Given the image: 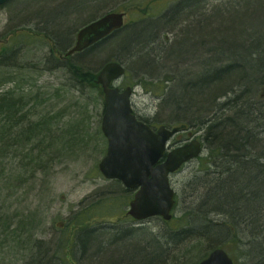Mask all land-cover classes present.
<instances>
[{
    "label": "rangeland",
    "instance_id": "374dc122",
    "mask_svg": "<svg viewBox=\"0 0 264 264\" xmlns=\"http://www.w3.org/2000/svg\"><path fill=\"white\" fill-rule=\"evenodd\" d=\"M255 1L260 0H12L0 7V95L8 92L13 99L27 105L25 116L30 115L29 109L33 108V116L26 123L27 129L49 120L52 132L43 143V138H32L24 148L15 144L22 139V134L13 137L21 131L19 129L9 133L8 138L11 139L0 142V224L8 220V230H0V264H33L37 253L40 252L41 256L46 251L52 264H70L72 260L75 264H99V259L96 261L97 257L92 259L91 256L98 248L97 241L93 247L91 243L86 247L87 259H79L82 251L76 247L72 250L73 256L69 253L71 259L64 257L61 261H53L54 254L62 245L61 240L69 244V238L75 235V225L67 226L68 220L79 210L90 209L89 204L97 200L98 195H103L102 200L105 201L109 194L115 193L113 201L106 202L101 209L92 210L99 215H95L96 219H92L89 225L90 229L98 230L96 236L106 237V243L101 246H105V253L115 247L110 248L108 235L102 236L100 232L113 234V226L136 230L145 228L154 233L177 230L188 225L187 211L196 208L198 201L192 196L196 188L188 185L190 177H199L197 160H193L170 177L176 201L170 223L151 219L134 224L125 217L131 192L122 195L120 190L123 188L104 180L97 169L107 148L100 129L103 96L97 87L73 86L67 71L58 67L52 58V54L57 59L59 55L54 52V42L50 39L56 37L62 46L69 43L66 47H71L77 31L84 24L109 10L125 12V27L88 57L84 56L85 66L96 77L106 61L116 59L126 70L122 86L133 88L131 102L134 113L157 127H174L179 123L170 120L168 107L161 105L166 87L172 88L177 79L180 98L185 103L196 104L197 90L204 96L205 90L215 86V78L238 79L239 73L235 68L218 69L229 64L230 60L242 62V74L250 77V97L253 98L254 94L258 106L264 107V100L259 98L261 84H253L251 75L254 79L257 76H253L252 64L246 59L251 47L264 48V0L262 9L260 5L255 10L250 7L249 12L243 8L244 4ZM63 9L77 14L61 17ZM257 10L261 13L252 15ZM31 17L40 19L42 23L34 19L29 21ZM156 22L159 26L152 28L151 24ZM16 29L25 31L10 36ZM249 37L254 38L252 46L244 42ZM149 39L145 46L134 44L129 49L134 41ZM126 45L130 46L125 48ZM75 58L76 55L64 62L69 63ZM170 78L174 80L166 84ZM187 83L193 87L185 88ZM62 135L69 139L65 144L70 147L67 151L61 148L63 140H52ZM186 135L180 137L181 143L174 138L170 147L186 143ZM43 147L46 152L41 153L39 161L34 160L37 149ZM75 152L76 155L71 156ZM227 198L232 206L231 196ZM221 201L225 203V200ZM20 215L30 216L34 222L31 229H25V233L19 229L22 236L16 232ZM218 217L214 216L217 221ZM224 219L221 216L220 220ZM244 234L246 237H241V241L248 237V233ZM179 242L171 254L175 258H171L170 264L196 263L211 250L202 239L186 244ZM236 243V239L221 242L229 256L237 264H242L244 260ZM242 249L244 253L246 249ZM124 250L120 249V253L123 254ZM127 254L128 257L132 255V248ZM124 260H127L126 256L116 254L107 264H118ZM106 261L105 257L100 264Z\"/></svg>",
    "mask_w": 264,
    "mask_h": 264
},
{
    "label": "bare ground",
    "instance_id": "6f19581e",
    "mask_svg": "<svg viewBox=\"0 0 264 264\" xmlns=\"http://www.w3.org/2000/svg\"><path fill=\"white\" fill-rule=\"evenodd\" d=\"M246 4L248 5L249 3ZM246 4L243 5V8ZM57 7L58 6H54V8ZM63 10H65L64 14H67L66 17L69 16L70 14H75V13L77 14L76 11H72L68 9H63ZM108 15L122 16L123 23L121 28L117 30L116 29L113 30L108 36L95 42L94 44L85 48L84 50L67 56V53L75 46L76 37L77 34L80 32V30H82L89 24L100 21L101 19L105 18ZM125 15H126L125 12H116L115 10H109L100 17L95 18L92 21L84 24L77 31L73 45L68 48L66 46L69 43L66 46H62L61 44H57L56 37L50 39L47 36L46 38L50 39L52 43L54 42V46L52 47L54 49V52L59 55V58L57 59L55 55L52 54V58L54 59L56 65L58 63V67L60 68H62L60 65L67 66L70 62L65 63L64 62L65 59L75 55L77 56L87 51L88 49L94 47L98 48V46L104 43L106 40L119 34L121 30L125 27V23H124ZM205 17L207 16H204V18ZM157 23L159 22L151 24L152 28H156L157 26H159ZM151 25H149V27H151ZM17 30L18 29L12 32H16ZM153 34L154 33L152 32V35ZM244 42L245 44L252 46V44L254 43V38L249 37L248 39H245ZM254 51L258 55L256 57H260L261 59H263L262 63L261 61L259 62L261 63V65L258 68L260 69V74H261L260 77L261 76L264 77V48H262L261 46H253L251 47L250 50L247 51V55ZM12 53L13 50L12 52H10V54ZM79 61L80 60H75L73 63ZM81 62L84 66L85 63H87L86 60L83 59L81 60ZM110 63H116L120 65L124 73L122 74V76L111 81L109 85V89H116L120 93L124 92L126 89L130 90L129 105L132 111V115L136 118L137 121L142 122L143 124L148 126V128L153 132H155L160 127H164L165 129L168 130L179 129L183 127V129H180L179 131L174 133L173 136L169 139V141L166 144L165 154L170 153L176 148L189 145L193 141L198 142L200 145L198 154L194 158L181 164V166L178 169L168 174L169 187L173 191V195H174L173 196L174 205L170 211L169 220H164L160 216H153L143 220H137L129 215L128 207L125 217L131 219L132 223L134 224H141L151 219H157V220H161L164 223H170L172 221L173 211L176 205L175 192L170 185V177L174 175L182 166L193 160H197L199 166L198 168L200 170L198 172L199 177L193 175L194 177H190L188 182V185H190L192 189H194V187L196 188L194 189L195 192L192 196L196 197L198 201L196 208H194L190 212L189 210L187 211L188 213L187 226L177 230L160 231L157 233H154L145 228H141V229L139 228L140 230L139 229L136 230L126 227L113 226V228L111 229V231H113V234L110 231H105L107 234L108 233L112 234L114 236V241L116 242L115 248L109 251L108 256L111 257L112 259V257L115 256V254H118L120 252V249L128 248L130 250L132 247H134V250H136V248L139 249L148 246V247H152L153 249H156V252L158 254L157 255L158 258L155 264H170L169 261H171V258L173 259L175 258L172 257L171 254H174L175 246L177 244H180L179 241H181V243L186 244L189 241H193V240L199 241L200 239H202L206 243H208L207 245L209 247V250L211 249L210 252L206 256H204V258L201 259L200 261H197L196 263L188 262L187 264H200L202 261L206 260L210 256V254L215 250L223 251L227 255V257L232 261L233 264H237L235 260H233V258H231L229 254L222 248L223 245L221 244L222 240L227 239V241H229L236 239L238 241V243L236 244L239 246V251H241L242 258L244 260L242 264H264V261L260 258L261 256L256 255V250H259L258 247L264 250V237L262 236L263 234L262 235L258 234L260 227L262 226V224H264V217H261V220L259 219L257 220V222H254V219L258 217L257 212H259L260 209L264 208V107L261 108L258 106V103L254 100L255 98L254 94H253V98L250 97L249 89L252 86L248 83V81H245L247 78L246 74L243 75L241 73L242 72L241 70L244 68L242 62L239 60L237 61L230 60L229 64H226L221 68H218L219 70L225 68L224 69L225 71L227 67L235 68L239 73L238 79L234 80L232 78H229L228 80H222V79L219 80L220 78H215V82H218V84H216L215 87L212 89H209L207 91L205 90L204 96L202 95L203 93L199 91V89L197 90L196 104H193L191 102L185 103L182 99H179L181 94V92L179 91L181 89L176 87V85L179 83L177 82V79L175 85L172 88L166 87V93H163L161 105L168 107L170 120H172L174 123H179L174 127H166L165 125H161L157 127L151 124L149 121L145 119H141L134 113L131 102L134 91L133 88L130 86H122L123 84L122 79L125 76L126 70L124 66L116 59L106 61L101 66L95 77V83L98 86L97 89H99L100 93L103 96L102 117L105 109L104 91L102 86L97 83V77L101 72V70L103 69V67ZM259 63L257 62V65ZM68 75L71 80L72 76L69 73ZM173 80L174 79L170 78V80L167 81L166 84L172 83ZM71 81L73 83V86L75 87L87 86L86 83H79L76 82L75 80H71ZM80 82H84V81H80ZM230 82L232 83V85ZM225 84H227L230 87L232 86V90ZM260 84H261V93L259 94V98L264 100V83L258 82V85ZM190 85L191 87H193L192 84ZM234 85L241 87L243 90H241V88L237 89L236 88L237 86ZM101 122H102V118H101ZM231 125L239 126L240 127L239 133H236L232 135L233 137L228 138ZM101 133L103 135L102 130ZM185 133L187 134L186 141L188 143L186 142L184 144H179L178 146L171 148L170 142L175 138L177 143H181L179 141L180 137L182 136V134ZM206 135L211 138L206 137ZM98 165H97V169H98ZM118 184L119 186L123 187L122 184L117 183V185ZM252 184H255L254 186L257 185V187L254 189V186ZM247 188H249V195L247 193ZM113 194L114 193L109 194L105 199L112 196ZM210 194H211V198L213 196H216V198L219 200H222L223 198H227L230 195L232 202H234L235 200V203H232V206L230 205V209H226L227 207L224 208L223 205H221V203H218L214 208H211L213 207L211 205H210L211 207H207L208 206L207 205L206 206L208 208L207 210L205 209V205L210 201L209 199H211V198L207 199V197H210ZM254 194H257V196L263 194V196H261L260 199L257 200L254 197ZM98 196L99 198L97 200L89 204L90 207H94L95 205H98L99 206L98 208L101 209V207L103 206L102 204L103 195L102 196L98 195ZM234 210L237 211V214L236 213L235 214L240 220L231 219L230 216L222 212V211H231L232 213H234ZM260 213L261 215H264V212L261 211ZM214 216L215 217L219 216L218 221L216 220V218H214ZM221 216H223L225 218L224 220L226 221L220 220ZM241 218L243 219L241 220ZM68 221L70 222L71 220ZM69 225L67 223V226ZM209 225L211 226L216 225V227L217 226L219 227V229L217 230L218 232L217 231L215 232L218 233V237L216 238H214V236L208 237V235L205 234L203 235L201 233L205 229L209 230L210 229ZM90 227L91 226H89L88 228L90 231L94 232L96 230V229L94 230L90 229ZM214 229L215 228H211L210 230L213 232ZM148 232H151L152 234L155 235L152 236ZM244 232L248 233V237L245 241L244 240L241 241L240 239L241 237L243 239L246 237ZM96 235L90 234V238L92 240L95 239L94 242L96 241L99 242L101 239H103L102 237ZM127 235H129L128 238L126 237ZM139 236L143 237V239ZM137 237L139 238L137 239ZM242 248L246 249L244 253ZM37 254H39V252ZM95 254L91 255L92 259H95L97 257L95 256ZM37 257H39V259L38 262H36L35 264H40L41 256L36 255L35 259ZM87 258H88L87 251L86 253L82 251V253H80L79 259L83 260ZM98 258L100 257H97L96 261L98 260ZM55 259L57 258L54 257L53 261ZM57 260L61 261L62 258ZM73 263L74 260H72L70 264Z\"/></svg>",
    "mask_w": 264,
    "mask_h": 264
},
{
    "label": "water",
    "instance_id": "95a60500",
    "mask_svg": "<svg viewBox=\"0 0 264 264\" xmlns=\"http://www.w3.org/2000/svg\"><path fill=\"white\" fill-rule=\"evenodd\" d=\"M8 1L0 0V6ZM122 23V16L108 15L89 24L77 34L75 46L67 56L105 38L113 30L121 28ZM123 73L120 65L110 63L103 67L97 77V83L104 91L101 130L107 140L106 154L98 170L104 179L117 180L124 188L135 191L129 204L130 216L137 220L153 216L169 220L174 195L169 187L168 174L194 158L200 145L193 141L165 154L167 142L183 127L172 130L160 127L153 132L137 121L129 105L130 90L120 93L116 89H109L111 81ZM200 264L233 263L223 251L215 250Z\"/></svg>",
    "mask_w": 264,
    "mask_h": 264
},
{
    "label": "trees",
    "instance_id": "16d2710c",
    "mask_svg": "<svg viewBox=\"0 0 264 264\" xmlns=\"http://www.w3.org/2000/svg\"><path fill=\"white\" fill-rule=\"evenodd\" d=\"M256 3H249L248 5L246 4L245 6H244V8L246 9V11L245 12H249V10H251L252 8H250V7H253V9L255 10V9H257V6L258 5H260V9H262V6H263V1L262 0H260V1H255ZM53 3H54V1H53ZM60 7H62V6H60ZM257 13H261V10H257L256 11V13H254L253 12V14L252 15H254V14H257ZM66 15L67 14H64V15H62L63 17H66ZM61 16V17H62ZM259 18L261 19L262 18V15L260 14L259 15ZM32 19H34V20H37L38 22H41L42 23V21L40 20V19H37V18H34V17H31V18H29L28 20L30 21V20H32ZM27 20V21H28ZM60 21V18H59V20H58V22ZM23 22H26V21H23ZM43 26V25H42ZM57 27L59 28L60 26H59V24H57ZM61 30V29H60ZM25 30H17L16 32H12L11 34H10V36L13 34V33H17V32H24ZM62 32L64 31V30H61ZM151 39V38H150ZM150 39L149 40H147V41H141V42H138V40H136V41H134L132 44H130V45H132V46H130V45H126V47L125 48H127V47H129V49H132V47L134 46V44L135 45H141V46H145V44H147L149 41H150ZM56 42H57V44H60L59 43V39H57L56 38ZM136 42V43H135ZM137 43H139V44H137ZM135 47H138V46H135ZM96 48L97 47H94V48H91V49H88L87 51H85V52H83V53H81V54H79V55H77L76 56V58L74 59V61L75 60H80L79 62H76V63H73V62H70L67 66H62V65H60L62 68H64V70H66L67 71V73H69L71 76H72V79L71 80H75L76 82H79V83H86L87 84V86H94V87H98V86H96V85H93L94 83H95V75L94 74H91V73H89V69L88 68H86V66H84L83 64H82V62H81V60L84 58V56H87L88 57V55L90 54V53H93V52H95L96 51ZM256 56H258L257 55V53H255V51L254 52H251L250 54H248L247 56H246V59H247V62L248 63H251L252 64V68H251V70L254 72L253 73V76H257V78L256 79H254L253 77H252V75H251V78H252V80H253V84H254V82L255 83H258V82H261V83H264V77H260V69L258 68L260 65H261V63H262V60L263 59H261L260 57H256ZM261 61V63H259ZM257 62L259 63L258 65H257ZM241 71H243V69L241 70ZM242 73V72H241ZM259 75V76H258ZM247 76V75H246ZM249 78L250 77H248L247 76V78H246V80H245V78H244V80L245 81H248L249 80ZM219 80H221V77H220V79ZM243 80V81H244ZM80 81H84V82H80ZM234 81V80H233ZM231 83V82H230ZM188 84V85H187ZM186 84V87L185 88H188V87H191V85L189 84V83H187ZM216 84H218V82H215L214 83V85H216ZM234 86H237V85H234ZM215 87V86H214ZM213 87V88H214ZM231 90H232V86L230 87V86H228ZM20 97V96H19ZM21 98V97H20ZM179 99H181V98H179ZM178 99V100H179ZM182 100H183V98H182ZM19 101V99H13V96L12 95H9V93L8 92H5V93H2L1 95H0V142H2L3 141V139H11V138H8V136H9V133L11 132V131H13V130H15V129H19V130H21V131H19V132H16L17 134L16 135H14L13 137H15L16 136V138L18 137V136H20L21 134H22V139L20 140V141H17V139L15 140V141H17L15 144H19L22 148H24L25 146H26V143L28 144L29 143V140L30 139H38V140H41L42 138H43V140L41 141V143H43L44 142V140L45 139H48V137H49V135H50V129H49V125L51 124L50 122H49V120H46V121H44V122H42V123H40V125H38L37 127H32V128H29V129H27L26 128V123H27V121L29 120V118L31 117V116H33V112H32V110H33V108H31V109H29L30 111H29V113L28 114H30V115H26L25 116V113H26V111H25V109H26V107H27V105H25V104H22V102H18ZM184 101V100H183ZM18 102V103H17ZM21 113V114H20ZM18 114V115H17ZM54 122V121H53ZM239 126H236V125H231V127H230V131H229V135H228V138L229 137H233L232 135H234V134H236V133H239ZM23 129V130H22ZM52 133V132H51ZM47 135V136H46ZM64 135H62V136H60V137H58L57 139H52V140H54L55 142H60V140H63L60 144H61V148L63 149V150H65V151H67V149L68 148H70V147H68L67 145H65L67 142V137H63ZM206 137H208V138H211V137H209V136H207L206 135ZM71 139V138H70ZM69 140V139H68ZM213 140V139H212ZM233 141V140H232ZM79 141H76V143H78ZM41 147V146H40ZM52 147H53V144H52ZM58 147H60L59 145H58ZM74 150L76 149L74 146L72 147ZM50 149H51V146H50ZM38 151H37V155H35L34 156V158H36V159H34V160H40V157H41V153H45L46 152V150H45V148L43 147V148H40V149H37ZM61 152V151H60ZM76 155V152L74 153V155H72L71 154V156H75ZM25 183H23L22 184V186L24 185ZM253 186L255 185V184H252ZM19 186H20V184H19ZM22 186H20V187H22ZM114 186H119V184L117 185L116 183L114 184ZM257 187V185L256 186H254V189ZM121 191V194L123 193V194H127V192L126 191H124L123 189L122 190H120ZM119 192V191H118ZM247 193H248V195H249V188H247ZM115 194V193H114ZM122 194V195H123ZM223 196H225V195H223ZM261 196H263V194L262 195H260V196H257V194H254V197L257 199V200H259L260 199V197ZM114 197L115 196H110V197H108L107 199H105V201L104 200H102V204L104 205L106 202H111V201H113L114 200ZM208 198H211V196L210 197H207V199ZM254 198V199H255ZM252 199V198H251ZM210 201L205 205V209H207L208 210V208L207 207H211V206H213V207H211V208H214V207H216V205L218 204V203H220V200L219 199H217L216 198V196H213L211 199H209ZM225 200V201H224ZM222 201H224L225 203H221L222 205H223V207L225 208V207H227L226 209H230V205L228 204V198H223L222 199ZM221 201V202H222ZM233 203H235V200H234V202ZM208 205V206H207ZM211 205V206H210ZM207 206V207H206ZM99 206L98 205H95L94 207H90V209L89 208H83L82 210H79L78 212H76V214L74 215V217L71 219V221L68 223V225L69 224H74L75 225V230H74V232H75V235L72 237V238H69V244H68V242L67 241H63L62 242V240H61V247H60V249H58L57 250V252H56V254H54V257H56L57 259H60V258H64V257H72L73 256V254H72V250H73V248H75V247H78V248H80L81 249V251H86L87 249H86V247H88V245L91 243V246L92 245H94L93 244V242H94V240H92L91 238H90V234H97L96 232L97 231H90L88 228H86V227H89V225H90V222H91V220L93 219V220H95L96 218H95V215H99V213H95V210H97V208H98ZM95 208V210L94 211H92L93 209ZM204 209V210H205ZM223 209V208H222ZM264 209V208H263ZM263 209H260L259 210V212H257V218L256 219H254V222H257V220H261V217H264V215H261V211L262 212H264V210ZM35 211H37L36 209H35ZM223 213H225L226 215H228V216H230L231 217V219H239L238 217H237V211L236 210H234V213H232L231 211H222ZM254 212V211H253ZM236 213V214H235ZM239 215H241V214H239ZM244 216V215H243ZM243 218H241V220H242ZM240 220V219H239ZM256 220V221H255ZM7 225V226H6ZM33 225H34V222H33V220H32V218L30 217V216H24V215H20L19 217H18V223H17V225H16V229H18V231H16V232H18V234L20 235V236H22V234H20V230L19 229H22V230H24L23 232L25 233V229H31L32 227H33ZM210 226V229L211 228H215L214 229V231L212 232L210 229L209 230H207V229H205V230H203L201 233L204 235H208V237H213L214 236V238H216V237H218V233H215L218 229H219V227L217 226L216 227V225H209ZM208 226V227H209ZM34 228H36V227H34ZM205 228V227H204ZM0 230H3V231H1V232H5V231H7L8 230V220H4L1 224H0ZM13 232H15V230H13ZM218 232V231H217ZM100 234L102 235V236H105V235H112V234H110V233H106V232H100ZM259 235H262V234H264V224H262V226L260 227V229H259V233H258ZM98 235V234H97ZM210 235H212V236H210ZM24 236V235H23ZM263 237H264V235H262ZM139 237H141V236H139ZM139 237H137V239L139 238ZM90 238V239H89ZM103 238V237H102ZM106 237H104L103 239H101L99 242H98V248H97V250H95L94 249V254H95V256H97V257H100V258H98L100 261L102 260V259H105V257L108 259V261H106V262H104V264H107L109 261H110V259H111V257H109L108 256V254H109V251L107 252V253H105V246L104 247H102L101 248V246H102V243H106V239H105ZM109 240H108V244L109 245H111L110 246V248H112V247H115V244H116V242L114 241V236L112 235V238L110 239L109 238V236L107 237ZM142 239H143V237H141ZM213 239V238H212ZM145 240V239H144ZM93 247V246H92ZM258 249L259 250H256V255H258V256H261L260 258L264 261V250H262L260 247H258ZM60 250V252H58ZM128 248H126V251L124 250V253L122 254V253H118L117 255L119 256V257H127V260H124V261H121V262H119L118 264H155V262L157 261V258H158V254H157V252H156V249H153L152 247H145V248H139V249H137L136 248V250H134V247H132V255L130 256V257H128V254H127V252H128ZM71 252V255H69V253ZM98 252V253H97ZM47 251L46 252H44V254H42L41 255V259H40V264H52V262L50 261L51 260V257L49 258V256H47ZM37 255H39L40 256V252H39V254H37ZM115 256H116V254H115ZM38 259H39V257H37L35 260H34V264L36 263V262H38ZM69 259H71V258H69ZM56 260V259H55ZM100 263V262H99ZM74 264V263H73ZM111 264H114V263H111Z\"/></svg>",
    "mask_w": 264,
    "mask_h": 264
}]
</instances>
